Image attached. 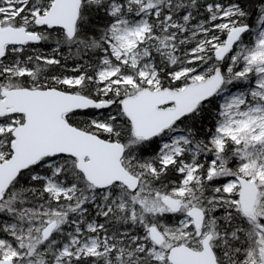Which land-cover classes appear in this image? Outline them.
I'll return each instance as SVG.
<instances>
[{"label":"snow or ice","instance_id":"6c2138e0","mask_svg":"<svg viewBox=\"0 0 264 264\" xmlns=\"http://www.w3.org/2000/svg\"><path fill=\"white\" fill-rule=\"evenodd\" d=\"M0 264H264V0H0Z\"/></svg>","mask_w":264,"mask_h":264}]
</instances>
